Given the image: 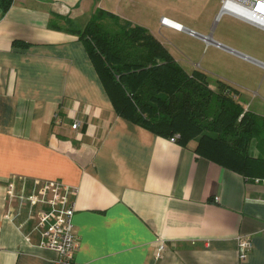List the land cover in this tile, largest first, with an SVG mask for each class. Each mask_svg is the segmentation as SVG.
I'll list each match as a JSON object with an SVG mask.
<instances>
[{"label": "crops", "instance_id": "crops-1", "mask_svg": "<svg viewBox=\"0 0 264 264\" xmlns=\"http://www.w3.org/2000/svg\"><path fill=\"white\" fill-rule=\"evenodd\" d=\"M220 7L221 0H12L0 8V264L56 257L32 232L34 215L9 214V183L19 179L75 192L76 264H264V181L197 156L196 141L182 147L118 117L71 30L108 12L147 29L181 68L206 75L215 62L196 57L220 51L236 62L218 65L225 72L217 79L237 91L245 111L264 116V50L251 41L264 31L220 16ZM161 18L182 29L162 27ZM238 236L252 242L243 263Z\"/></svg>", "mask_w": 264, "mask_h": 264}, {"label": "trees", "instance_id": "trees-1", "mask_svg": "<svg viewBox=\"0 0 264 264\" xmlns=\"http://www.w3.org/2000/svg\"><path fill=\"white\" fill-rule=\"evenodd\" d=\"M11 2L0 0L3 12ZM106 20L118 29L105 30ZM71 30L118 117L158 137H176L182 147L196 141L197 156L264 181V116L245 111L234 88L218 80L211 89L204 72H186L147 29L108 12L98 11L82 30Z\"/></svg>", "mask_w": 264, "mask_h": 264}, {"label": "built area", "instance_id": "built-area-1", "mask_svg": "<svg viewBox=\"0 0 264 264\" xmlns=\"http://www.w3.org/2000/svg\"><path fill=\"white\" fill-rule=\"evenodd\" d=\"M227 14L233 16L257 29L264 31V0H221L220 16ZM162 27L172 28L177 31L182 29L181 25L167 18L160 19ZM189 34L194 35L193 32ZM209 42V38H203ZM215 46L220 47L219 44ZM58 122V117H56ZM75 122L71 128L76 129ZM176 142V137L169 139ZM11 181L9 183V202L14 206V190L25 191L27 182L24 179ZM30 193L23 197L19 196L18 208L9 210V214L20 215L22 206L26 203L28 218L34 215L32 232L38 234L39 245L56 254L54 264H76L73 255L78 248L77 236L73 233L74 201L73 192L59 182L32 181ZM35 210V212H34ZM162 243V242H161ZM160 243V244H161ZM162 245L159 246V250ZM252 250L251 239L247 236H238L237 254L239 263H243Z\"/></svg>", "mask_w": 264, "mask_h": 264}, {"label": "rangeland", "instance_id": "rangeland-1", "mask_svg": "<svg viewBox=\"0 0 264 264\" xmlns=\"http://www.w3.org/2000/svg\"><path fill=\"white\" fill-rule=\"evenodd\" d=\"M223 23V21L221 22V24ZM103 25V28L109 32H113L115 30H117V26L114 25L113 22L111 21H108L106 20L105 22L102 23ZM241 37L244 39V40H251L245 33H242L241 34ZM252 41V47L255 49V51H257L259 48H260V52H262L264 50V48H262V46H264V39H253L251 40ZM243 52L245 53H248V54H251V56L253 57H259L257 55V52L256 53H251L245 49H241ZM212 59L214 63V65H216L215 67L216 68H213L214 70H211L212 72H206L208 75H207V82L208 84L210 85L211 88L215 89L216 88V85H217V81H218V76L216 74H214L215 72L217 73H221V72H225V71H221L218 67L219 66H227L233 62H236V61H232L229 59V57H227L226 55H224L223 53H221L220 51H213L211 49H204L200 54H198V56L196 57V61L197 62H202V64L204 65L206 62H208V60ZM261 58V57H259ZM258 58V59H259ZM191 67H192V64H191ZM186 72H192L194 69L192 68H186L184 69ZM31 185L27 184V187L25 189V191L21 192L20 189L19 190H14V206H16L15 208H18L19 207V204H20V198L19 196H23V197H26L29 193H30V189H31ZM27 204L24 203V205L22 206V209H21V212L22 210H27Z\"/></svg>", "mask_w": 264, "mask_h": 264}, {"label": "water", "instance_id": "water-1", "mask_svg": "<svg viewBox=\"0 0 264 264\" xmlns=\"http://www.w3.org/2000/svg\"><path fill=\"white\" fill-rule=\"evenodd\" d=\"M196 35V34H195Z\"/></svg>", "mask_w": 264, "mask_h": 264}]
</instances>
